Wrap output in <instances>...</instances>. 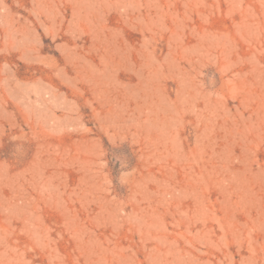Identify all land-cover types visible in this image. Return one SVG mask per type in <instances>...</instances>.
<instances>
[{
	"label": "rangeland",
	"instance_id": "obj_1",
	"mask_svg": "<svg viewBox=\"0 0 264 264\" xmlns=\"http://www.w3.org/2000/svg\"><path fill=\"white\" fill-rule=\"evenodd\" d=\"M0 264H264V0H0Z\"/></svg>",
	"mask_w": 264,
	"mask_h": 264
}]
</instances>
